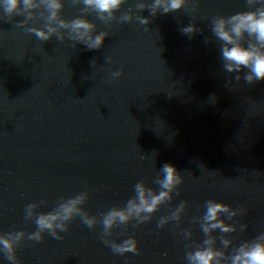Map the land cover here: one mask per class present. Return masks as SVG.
I'll use <instances>...</instances> for the list:
<instances>
[{
    "label": "water",
    "instance_id": "water-1",
    "mask_svg": "<svg viewBox=\"0 0 264 264\" xmlns=\"http://www.w3.org/2000/svg\"><path fill=\"white\" fill-rule=\"evenodd\" d=\"M196 2L195 12L158 14L149 25L136 21L150 13L136 11L135 0L109 24L89 14L109 33L97 50L68 39L42 42L16 26L23 17L0 16V231H35L26 205L46 201L39 211H50L82 191L94 215L123 205L137 182L156 187L168 163L184 180L150 222L115 230L114 239H138V254L113 253L99 225L76 219L61 240L46 233L41 242L25 241L21 264H187V245L205 238L198 217L209 199L241 210L228 221L237 231L224 234L233 240L229 254L264 233V80L248 84L226 72L211 31L212 17L246 3ZM131 6L133 22L120 23ZM64 15L72 19L79 8L68 3ZM192 23L200 31L189 37L181 29ZM182 201L180 219L159 228ZM0 264H9L2 254Z\"/></svg>",
    "mask_w": 264,
    "mask_h": 264
},
{
    "label": "clouds",
    "instance_id": "clouds-1",
    "mask_svg": "<svg viewBox=\"0 0 264 264\" xmlns=\"http://www.w3.org/2000/svg\"><path fill=\"white\" fill-rule=\"evenodd\" d=\"M68 3L74 8L78 7L80 15L67 18L64 13ZM125 3L126 0H0V16L9 21L15 17H23L16 26L34 34L42 42L53 38L61 42L68 39L76 45L83 44L88 50H97L104 46L109 33L98 31L97 23L88 18L89 14L94 13L97 20L109 24L117 18V13ZM245 3L246 10L228 16L212 17L211 31L221 45L223 69L228 73H236V80L254 84L264 80V0H245ZM132 6L136 11L147 10L150 13V17H136V21L142 25H149L151 17L158 14H170L182 9L195 12L198 8L196 0H135ZM132 6L118 16L120 23L133 22ZM36 24L40 26H30ZM181 31L191 37L200 29L192 23ZM107 59L111 61V58ZM242 72L243 75H240ZM111 75L115 79L122 72L117 71ZM183 183V174L168 163L159 169L153 180L156 187L139 181L134 185V195L123 205L112 206L97 215L85 207L90 200L88 191L61 197L50 211H39L46 201L28 204L24 208V217L35 224L36 230L30 233L15 228L0 231V254L9 264H21L17 253L25 241L41 242L46 233L61 240V232H67L71 222L76 219L89 229H95L99 225L100 239L113 253L138 254V239L134 236L123 240L114 239L115 230H126L129 225L138 227L150 222L163 205L175 199ZM186 206L187 201L180 202L168 215L159 219L157 226L163 228L170 221H178L179 214ZM203 209L198 223L205 238L199 244L187 245V264H264V233L236 245L230 254L226 251L232 247L233 240L224 234L237 231V226L228 221L240 215V209H234L232 205L215 199L205 201ZM247 227L244 224L240 229L246 230ZM217 231L222 234L220 237L214 235ZM184 235L190 239L193 233L185 230ZM218 240L222 247H217Z\"/></svg>",
    "mask_w": 264,
    "mask_h": 264
}]
</instances>
